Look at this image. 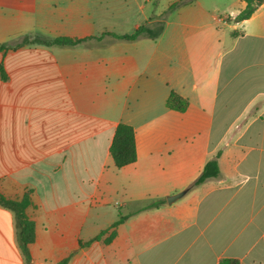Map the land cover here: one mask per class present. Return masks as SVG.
Returning a JSON list of instances; mask_svg holds the SVG:
<instances>
[{
  "label": "crops",
  "instance_id": "0c3cea01",
  "mask_svg": "<svg viewBox=\"0 0 264 264\" xmlns=\"http://www.w3.org/2000/svg\"><path fill=\"white\" fill-rule=\"evenodd\" d=\"M246 6L0 0L10 48L0 53V193L30 194L36 225L28 263L15 213L0 205V264H264V4L237 21ZM142 26L163 31L20 46ZM172 92L189 101L185 112L168 108ZM120 124L134 128L138 153L122 169L110 152ZM218 155L221 177L189 190Z\"/></svg>",
  "mask_w": 264,
  "mask_h": 264
},
{
  "label": "trees",
  "instance_id": "16d2710c",
  "mask_svg": "<svg viewBox=\"0 0 264 264\" xmlns=\"http://www.w3.org/2000/svg\"><path fill=\"white\" fill-rule=\"evenodd\" d=\"M244 2L247 6L245 10H243L237 16V21H244L249 19L256 12V10L264 4V0H244ZM162 31L163 26H161L157 31L150 29L148 26H142L129 35L118 36L112 33H105L101 37L86 38L82 40L71 39L67 37L48 38L37 34L26 37L24 39V42L20 46L45 45L56 47H75L79 45H85L93 40L100 41L103 37L106 36L113 37L120 41H135L141 36H148L152 39H157ZM9 49L10 48L7 45H0V53H4ZM0 73L2 80L7 81L8 75L3 65H1L0 67ZM189 105V101L176 92H172L167 101L168 108L178 112H185L188 109ZM110 152L118 169H122L131 164H134L138 160V153L136 147V133L133 127L126 124H120L117 127L111 144ZM218 159L219 155L206 164L203 172L198 177V179L192 183V185L189 187V190L202 185L209 179H218L221 177ZM160 203L161 202H156L149 207H158ZM32 204L33 203L30 194H25V196L21 200H13L6 198L0 193V205L12 210L15 213L18 246L24 254V257L26 258L28 263L31 261L30 248L36 241V225L27 213L28 209L32 206ZM124 221V218H121L118 222L113 225V232L111 234V237L106 242L112 241V239L117 234V228L121 224H123ZM105 233L106 232H103L101 236L105 235ZM68 262L69 259H66L60 264H68ZM220 264L241 263L238 259L226 258L222 259Z\"/></svg>",
  "mask_w": 264,
  "mask_h": 264
},
{
  "label": "water",
  "instance_id": "95a60500",
  "mask_svg": "<svg viewBox=\"0 0 264 264\" xmlns=\"http://www.w3.org/2000/svg\"><path fill=\"white\" fill-rule=\"evenodd\" d=\"M187 194V191H183V192H181V193H179V194H177V195H174V196H172V197H169L168 198V202L169 203H173V202H175L177 199H180V198H182L183 196H185Z\"/></svg>",
  "mask_w": 264,
  "mask_h": 264
}]
</instances>
